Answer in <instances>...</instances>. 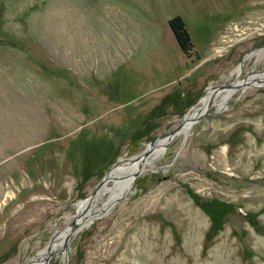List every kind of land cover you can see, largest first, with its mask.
I'll return each instance as SVG.
<instances>
[{
    "label": "rangeland",
    "instance_id": "374dc122",
    "mask_svg": "<svg viewBox=\"0 0 264 264\" xmlns=\"http://www.w3.org/2000/svg\"><path fill=\"white\" fill-rule=\"evenodd\" d=\"M263 45L264 0H0V264H28L114 168L84 206L96 215L212 86L264 71L252 53L238 75ZM251 85L216 114L229 90L215 93L127 198L70 236L67 264H264V85ZM50 255L64 264L63 243Z\"/></svg>",
    "mask_w": 264,
    "mask_h": 264
},
{
    "label": "water",
    "instance_id": "95a60500",
    "mask_svg": "<svg viewBox=\"0 0 264 264\" xmlns=\"http://www.w3.org/2000/svg\"><path fill=\"white\" fill-rule=\"evenodd\" d=\"M264 48V45L263 46H260L256 49H253L251 51H248L247 53H245L239 63V73L238 75L240 74L241 72V68L243 66V62L244 60L249 57L251 55V53L254 51V50H257V49H263ZM263 75L264 74V71H255V72H252L251 74H248L246 75L243 79H240L238 80L237 77L234 81H232L231 83L227 84V85H219V86H212L213 87V94L209 97L207 103L205 106H200L197 108V111L191 115V111L192 109L194 108V106H192L188 113L183 117L182 119V122L175 128H173L172 130L168 131L167 133H164L158 137H155L154 139H152L149 143H147L146 147H145V150L139 155L140 157V161L141 163L143 162L142 160L145 159V157H147L149 155V153L151 152L152 148L154 147L155 145V142L157 141V139H162L164 138L166 140L165 144H164V148H167V146L171 143V141L175 138V136H177V134L180 132V130L184 127V126H187L188 129L191 128V126L196 122L198 121L199 119H201L203 116L205 115H208L210 114L209 112V108L214 105V100H215V93L217 91H220V90H224V89H230V90H237V89H245L249 86H254V85H251L252 83H249L247 81V79L249 78V76H252V75ZM237 75V76H238ZM263 85H264V81H263ZM243 89V90H244ZM208 91V90H207ZM204 97V96H203ZM203 97H201L200 99H202ZM200 99L197 101V103L200 101ZM231 99V98H230ZM228 101H229V98L228 100L225 102V106L224 107H221V108H218L216 107L215 111L213 112L214 114L216 113H219L223 110L226 109L227 107V104H228ZM137 157V156H136ZM136 157H133V158H136ZM143 171V168L139 165L137 167V169L135 170V172H133V174L131 175L132 179H131V186L128 190V192H126L123 196H120V197H117L116 199H113V201L111 202V204L106 208V209H103L102 212H98L96 213V215L94 217H90L89 215L90 214H86L83 219L79 222V223H75V222H71L68 226L64 227L63 229H61L60 231H57L56 233L58 232H63L64 233V236H63V246L65 248V259H66V262L64 264H67V246H68V241H69V238L70 236L77 232L78 230L81 229V227H83L84 225L86 224H89L90 222L94 221L95 219L99 218L100 216L104 215L116 202H118L119 200H123L125 198L128 197V195L130 193L133 192L134 190V182H135V179L140 175V173ZM111 180V177L109 176V171L102 177V179L96 184L94 190L90 193V195L84 199L83 201L87 202V206L90 207L91 206V202L93 201V198L94 196L96 195V193L99 191V189L107 182V181H110ZM55 233V234H56ZM54 234V236H55ZM54 236L50 239V241L47 243V245L44 247L48 254V251H49V248L51 246V244L53 243L54 241ZM46 254V255H47ZM51 256V255H50ZM49 255H47L45 257V260L48 262L49 260ZM39 257L38 256H35L33 257L28 264H33L35 263L36 261H38Z\"/></svg>",
    "mask_w": 264,
    "mask_h": 264
},
{
    "label": "bare ground",
    "instance_id": "6f19581e",
    "mask_svg": "<svg viewBox=\"0 0 264 264\" xmlns=\"http://www.w3.org/2000/svg\"><path fill=\"white\" fill-rule=\"evenodd\" d=\"M252 53H258V54H260V56H264V48L263 49H257V50H255V51H253ZM251 53V54H252ZM247 81L249 82V83H256V82H260V83H263V81L264 80H254V79H247ZM225 90V89H224ZM229 91H228V93H227V95H226V98L223 100V102L221 103V105L220 106H218V108L219 107H221L223 104H224V102H226L227 100H228V98H229V100H230V98L232 97V95L238 90H230V89H228ZM220 91H222V90H220ZM220 91H217L216 93H218V92H220ZM212 93H213V90L208 94V95H205L202 99H200V101L202 100V101H204V104H203V106H205L206 105V103H207V101H208V99H209V97L212 95ZM199 101V102H200ZM225 106V105H224ZM224 106H222V107H224ZM197 108V107H196ZM197 111V109H192V111H191V115H193L195 112ZM190 129V128H189ZM189 129H188V127L187 126H184L181 130H180V132L178 133V134H183V135H186L187 133H188V131H189ZM177 134V135H178ZM165 142H166V140L164 139V138H162V139H157V141L155 142V145H154V147L152 148V150H151V152L149 153V155L147 156V157H145V159H143L142 161V163H141V161H140V157L139 158H135V159H132L133 161H134V163L130 166V167H128L127 169H126V172H127V174L125 175V173H124V177H122V179L121 180H119V182L117 183V185L115 186V187H112V188H110V196H109V199H110V201L108 202V204L104 207V208H102V209H99V211L98 212H102L103 211V209H106L110 204H111V202L113 201V199H116L117 198V196H118V192H119V188L121 189V190H123L124 188H126V186L131 182V179H132V177H131V175L133 174V172H135V170L137 169V167L140 165L143 169H144V167L146 166V165H149V164H151L158 156H159V154L161 153V151H162V149H163V147H164V144H165ZM113 170H114V168H111L110 170H109V176L111 177L112 176V172H113ZM107 183H108V181L103 185V187H102V189H101V191H99V192H97L96 193V195L94 196V198L93 199H95L97 196H98V194H100L103 190H104V188H105V186L107 185ZM118 197H120V196H118ZM87 204V202H85V201H80V206H81V211H80V213H79V215H78V217H77V219L74 221L75 223H79L82 219H83V217L86 215V213H85V211H84V206ZM97 210V209H96ZM95 215H90V217H94ZM88 224H86V225H84V226H87ZM83 226V227H84ZM83 227H81V228H83ZM63 236H64V233L62 234V236L58 239V235H56L55 236V239H58V240H56L55 242L53 241V243L51 244V246H50V248H49V251H48V254H47V252H46V250L47 249H43L42 251H40L36 256H38L39 257V259H38V261H36L35 263H33V264H42V262L45 260V257L47 256V255H50L51 254V252H54V250L55 249H57L58 247H59V245L60 244H62L63 243ZM60 250V249H59ZM47 254V255H46ZM49 259H50V257H49ZM48 262H49V260H48ZM47 261H45L44 262V264H47L48 263Z\"/></svg>",
    "mask_w": 264,
    "mask_h": 264
},
{
    "label": "trees",
    "instance_id": "16d2710c",
    "mask_svg": "<svg viewBox=\"0 0 264 264\" xmlns=\"http://www.w3.org/2000/svg\"><path fill=\"white\" fill-rule=\"evenodd\" d=\"M168 25L183 54L188 58H191L193 54H196L183 19L180 16H174L168 20Z\"/></svg>",
    "mask_w": 264,
    "mask_h": 264
}]
</instances>
